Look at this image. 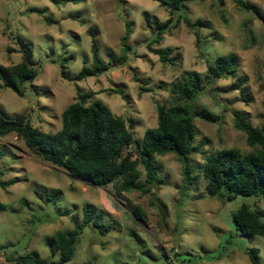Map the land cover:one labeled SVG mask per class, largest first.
I'll return each mask as SVG.
<instances>
[{
  "label": "rangeland",
  "instance_id": "obj_1",
  "mask_svg": "<svg viewBox=\"0 0 264 264\" xmlns=\"http://www.w3.org/2000/svg\"><path fill=\"white\" fill-rule=\"evenodd\" d=\"M244 1L264 13V0ZM145 13L161 22L172 17L170 8L155 0H0V63L22 61L17 43L21 37L39 69L23 97L0 82V113L9 118L25 115L33 126L55 133L62 127L63 111L80 93L87 103L100 101L117 116L133 118L135 138L143 141L146 130L157 125V105L171 104L170 88L185 71H197L204 78L210 59L234 53L239 57L236 73L205 84L196 101L219 121L195 120V145L202 146V153L192 155V161L199 165L210 153L229 148L248 153L246 134L236 129L233 116L242 113L251 125L264 124V22L237 0H194L186 9L194 27L181 21L155 43ZM127 23L131 32L124 46ZM90 29L107 69L76 80L84 66H94ZM148 45L173 48L175 64L161 62ZM241 77L245 84L233 89ZM0 149L5 152L0 179L15 181L0 189L5 206L0 210V264H18V258L34 253L47 264L58 261L47 242L58 230L74 229L73 218L82 222L86 205L113 228L102 235L86 227L74 264H251L250 247L259 248L264 264V236H241L232 219L243 202L262 211L264 202L209 197L207 181L198 171L194 183L184 189L182 165L174 154L155 156L167 184L143 194L73 178L33 154L15 133L0 139ZM54 191L60 197L51 203L47 194ZM135 210L144 216L137 218Z\"/></svg>",
  "mask_w": 264,
  "mask_h": 264
},
{
  "label": "trees",
  "instance_id": "obj_2",
  "mask_svg": "<svg viewBox=\"0 0 264 264\" xmlns=\"http://www.w3.org/2000/svg\"><path fill=\"white\" fill-rule=\"evenodd\" d=\"M62 1L77 3L79 0ZM155 1L167 5L172 17L161 22L156 16L144 14V21L154 35L153 42L160 43L163 36L171 33L181 21L190 28L194 27L186 13L187 4L194 0ZM237 2L242 9L255 13L264 22V13L256 5L244 0ZM47 21L52 20L47 18ZM126 26L124 46L131 32L130 24L127 23ZM194 33L199 38V32L194 30ZM89 34L94 66H84L75 77L76 80L99 74L107 69L99 53L94 30L90 29ZM17 43L22 61L9 66L0 63V82L5 88L23 97L26 85L37 78L39 69L32 50L21 37L17 38ZM148 48L159 57L161 62L175 64L177 56H172L173 48H152L151 45H148ZM108 55L110 61L117 60L112 51H109ZM238 67L239 57L231 53L210 59L204 78L197 71H185L170 88L171 104L157 105V125L146 130L143 141L135 138L133 118L117 116L100 101L87 103L86 97L80 93L77 100L63 111L62 127L55 133L45 132L33 126L25 115L9 118L0 113V139L15 133L24 140L33 154L43 161L64 169L73 178L90 180L98 187L112 184L121 192L136 190L143 194H150L154 188L167 184L166 178L160 175L155 156L174 154L182 165L184 189L194 183V175L198 171L207 181L206 193L209 197L227 202L242 196L264 202V124L253 126L244 114L235 112L234 126L246 134L247 144L251 150L244 154L237 148H229L210 153L199 165H195L192 161V155L202 153V146L195 145V120L198 118L211 123L219 121L218 116L198 108L196 101L203 92L205 84L234 75ZM245 81V77L238 78L232 88L240 89ZM4 156L5 152L0 149V160ZM143 172L144 180H142ZM1 176L0 170V178ZM14 183L13 180L0 179V189H6ZM59 197V191L47 194L51 203H55ZM4 208L0 201V210ZM134 215L137 218L144 216L140 210H135ZM232 219L236 231L241 236L248 239L264 236V210L254 209L252 204L243 202L239 209L232 213ZM72 220L74 229L58 230L47 242L52 256L59 255L58 261H53L52 264H74L77 244L86 227L92 226L102 235L113 228L109 223L102 222V215L97 213L92 205L83 208L82 222L76 218ZM247 255L251 264H261L259 248L250 247ZM17 263L47 264L35 253L21 256L17 259Z\"/></svg>",
  "mask_w": 264,
  "mask_h": 264
}]
</instances>
